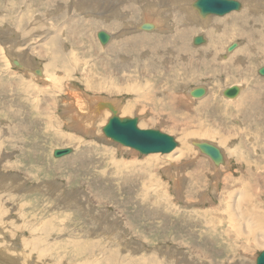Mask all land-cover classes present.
<instances>
[{"label": "rangeland", "instance_id": "obj_1", "mask_svg": "<svg viewBox=\"0 0 264 264\" xmlns=\"http://www.w3.org/2000/svg\"><path fill=\"white\" fill-rule=\"evenodd\" d=\"M42 1L0 0V253L3 254V256L0 254L1 264H177L178 262L179 264H255L258 254L264 250V244L257 243L247 233L242 234L245 232H240V225L238 227L232 225L235 216L230 210L229 204L231 200L232 204L234 203L236 196L239 200V188L242 189L246 186V179L254 180L256 177L260 185L257 182L253 191L246 189L243 198L244 205L239 211L243 215L254 216V220L260 222L261 219H264V194H262L263 188H261L264 180V168L257 169L254 164H247L246 161L236 164L231 155V151L236 148V153L246 154L248 161L251 157L250 154L252 160L255 159V161L264 156V130H261L260 126L264 122V76L258 73V70L264 66V52L260 49L264 46L261 45L262 43L257 37V32L260 33V38L262 35L264 36V0H240L243 3L241 10L224 16L210 15L205 20H200L199 12L195 9L192 10L190 19L185 17L187 21L191 22H187L190 25L189 34L179 36L177 34L179 26L176 25L173 27L174 33L172 31L169 35L174 37L173 39L180 46L184 41L186 50L181 59L186 66L174 74V71L162 70V64L152 63L153 71L150 75L144 74L143 66L140 68L135 65L136 67L131 66V69L123 71V69H115L109 63L107 65L100 63V61L104 62L109 59L116 60L115 53L108 52L106 54L104 49L113 44L125 29L123 23L118 27H115L113 23L109 26L106 25L107 27L102 26L100 19L108 18L106 8L109 5L120 6V2L124 5L123 1L98 0L101 2L99 7L94 9L95 13L91 9L90 3H84L85 9L79 11L77 7L73 6V0H69L70 4L67 3L69 5H67L65 13L67 16L59 17L58 20L46 18L45 14L49 13V8L42 5ZM150 1L154 3L153 0ZM105 3L108 5L106 6ZM143 3H146L145 0ZM10 9L16 11L12 13L21 11L28 13L29 17L27 15L22 21L23 25H20V21H16L17 14L11 15L7 12ZM86 9L91 10L94 16L92 13L87 14ZM178 11L176 10L170 17L173 19L175 14L181 16V11ZM38 14L45 17L42 18L43 22L39 25L38 23L32 25L33 19ZM121 14L123 16L124 13ZM232 16H236V19H227ZM217 18L223 20L224 24L225 22L232 24V28L235 25L236 30L249 27L252 35L250 36V31L248 36L239 35V37H233L232 30L220 33L223 24L217 22ZM74 19L80 20L75 21ZM111 19L113 21L122 20L121 17H111ZM128 19L132 27L128 34L140 35L137 38L140 44L144 43L141 33H158L163 39L162 30L166 27H158L160 30L157 28L152 31L139 28L138 26L144 19L141 13L134 18L129 16ZM174 20L169 21L171 25ZM72 24L76 27L75 29L72 28ZM31 28L35 34L30 31ZM71 29L73 31H70ZM99 30L112 33L114 39L107 44H102L97 36ZM209 30L210 33H208ZM2 32L7 33L4 35ZM197 34L204 35L207 40L206 44L210 40L217 42L218 47L214 48L219 50L218 55H215L216 61H221L220 59L227 52L228 45L238 42V46L231 53L239 51L237 63H242L244 68L238 70L239 65H236L234 69L227 63H223L227 66L225 67V65H219V62H212L207 69L198 65L199 62L196 61L205 59L204 53H201L200 50L204 51L201 47L206 44L195 45L193 43V38ZM5 36L8 37L5 38ZM57 37L64 41L62 47H67L66 49L71 52H69L68 58H65L66 61L68 60L67 63L63 61L55 67H48L50 60L55 57L54 47ZM167 38L166 36L164 41ZM258 43L261 44L258 45ZM136 44L131 43L130 47L124 46L125 49L130 50L128 53L130 61L137 64L144 62L148 64L152 62V58H156L151 49L143 50ZM161 48L162 53L167 50V52L173 53L172 45ZM122 50L115 49L118 54V62L122 61L119 53V51L121 54L125 52ZM155 51L158 54L157 48ZM246 51H255V55L250 58ZM40 52L42 53L40 54ZM125 55L127 56V54ZM12 57L16 58L18 63L15 61L12 63L10 60ZM174 57L176 58V55ZM245 57L246 59H244ZM79 58L82 59L79 60ZM7 59L10 61L9 63ZM20 59L23 64L19 62ZM70 59L71 62H69ZM97 60L99 61L97 62ZM191 60H195V62L191 63ZM95 63L96 68L92 69L91 65ZM63 66L66 68L68 66L67 69L72 73L68 70L65 72L66 69H62ZM105 66L107 67L104 68ZM103 68L108 71V74H104ZM154 71L159 72L162 78H166L165 82L161 81L162 83L146 86L144 84L147 83L146 80H154L153 74L156 75ZM48 72L56 76V81L51 79ZM109 75L113 79L125 75L126 78L129 77V81L133 85L139 87L142 84L141 91L146 88L149 93L153 94V97L155 93L172 90L173 81L179 82L178 91L181 92L183 100L181 112L177 111L174 115L175 120L167 119L162 124L154 123L144 126L141 122L143 114L127 113L123 115L118 112L123 117L132 115V117H138L141 128H157L169 134L171 131L172 133L174 131V134L178 133L179 137L172 134L176 139L179 138L177 140L178 147L173 152L142 154L134 148L106 137L102 128L108 118L112 116L111 110H108L109 116L106 122L102 123V126L96 125L97 130L94 131L96 134L91 133V136L87 133L88 131L78 129L80 126H76L70 110L65 112L64 109L71 106L72 101L74 102L72 95L74 97V95L79 96L82 93L80 97L82 96L85 100L92 95L98 97V94H103L105 97L118 96L115 99L125 102L133 96L132 92L118 91L119 86L124 84L125 77H123V82L113 84L109 80ZM170 79L171 84H168L167 81ZM242 80L244 81L242 82ZM108 83L119 86L113 87L110 91L106 89ZM98 84L101 85V88ZM231 84L242 87V91L235 98L223 95V90L232 86ZM199 86L206 87V94L202 97H191L189 93V96L187 88ZM34 87H39L40 90H35ZM127 87L130 88L131 85ZM96 92L98 93L96 94ZM244 92H249L246 98L248 105L244 106L243 104L240 117L235 115L236 110L233 109L236 108L235 105L239 102H237L239 97H244ZM33 94L34 96H32ZM85 95H88L89 98ZM254 96H256V107L255 110H252L250 107L254 105ZM207 98L210 99V102L208 100L205 102L204 99ZM107 101L114 103L111 99ZM64 102L67 106L64 105ZM103 102L104 105L100 104L101 106H105L107 103ZM227 103L232 108L229 111L231 114L228 115L224 114V106ZM168 111L174 114L173 110L169 109ZM188 111L190 112L188 113ZM105 112L107 113V110ZM167 113H162L161 116L167 118ZM192 114L193 116H190ZM248 114H253L251 122L246 117ZM240 120H242L241 124ZM227 129H231L230 131H234L235 134L231 133L233 135L231 141L224 144L223 147L220 137L228 132ZM208 130L213 133V140L202 135ZM185 132L186 134H184ZM67 135L73 137L72 140L69 138L67 141ZM192 140L209 141L218 145L222 148L228 162L232 163L228 167L215 169L213 161L202 154L192 144ZM185 144L187 152L182 156L180 148ZM229 145L231 146L229 147ZM64 147L73 148V151L62 157L53 155L55 148ZM184 149L186 148L183 147V151ZM113 150L116 151L117 160L123 159L125 162H129L124 164L123 173L115 170L114 163L116 162L113 161ZM185 157H188L189 160L195 159V161L180 166L179 164L185 162L182 161ZM165 160L166 164L162 162ZM132 162H136L137 167L134 169L133 165L135 164L132 165ZM196 163H199L202 169H206L208 177H203L202 188L191 196H184L187 186L191 182L190 176L185 173L187 170L191 171L190 169L196 168ZM172 164L179 166V169H175L181 170L184 183H176L173 177L171 179L170 176H167L168 173L163 171L164 168L174 166ZM245 167L247 171L243 172ZM221 168L226 171L225 176L233 172L232 175L226 179L224 176L221 177ZM238 170L240 173L237 172ZM249 171H253L254 174L250 176ZM146 177H149V180ZM218 178L219 181H217ZM179 186L180 188H178ZM156 190L158 193L161 192L166 197H170L169 203L164 202V205H161L163 211L158 210L159 205L153 197ZM255 190L257 191L255 192ZM258 229H261L256 231L258 233L264 231V221ZM81 247L83 250L87 249L86 252H80Z\"/></svg>", "mask_w": 264, "mask_h": 264}, {"label": "bare ground", "instance_id": "obj_2", "mask_svg": "<svg viewBox=\"0 0 264 264\" xmlns=\"http://www.w3.org/2000/svg\"><path fill=\"white\" fill-rule=\"evenodd\" d=\"M104 1V0H103ZM106 1V0H105ZM116 2H117V0H115ZM121 1H123V3H124V5H122V3L120 2V4L122 5V9H121V5L119 6V5H116V4H114L115 5V7H114V5H109L106 9H107V11H108V14H107V17L109 18V20H108V18L107 19H100V22H101V24H102V26L104 25V26H109V25H111V23H113V24H115L114 26L115 27H118V26H120L122 23H123V26H124V30H123V33L121 34V35H119L117 38H116V40L113 42V44H111L110 46H108L107 48H105L104 50H105V52H106V54H108V52H112L113 54L115 53L116 54V60L115 61H113V60H108V61H104V62H101L100 61V63L102 64V65H107L108 63L112 66V67H114L115 69H119V70H121V69H123V71H124V69H131V66H137V67H144L143 68V72H144V74H148V75H150L151 74V71H153V67H152V63H160V64H162V66H161V69L163 70H166L167 72H170V71H174L175 73L174 74H176V72L178 71V70H180V69H182V68H184L185 66H186V64L182 61V56H183V53H184V51L186 50V48H185V43H184V41H182L183 42V44H181V46L177 43V41H175L172 37H170L169 35L171 34V32L173 31V27H175L176 25H178L179 26V30H178V32H177V34L179 35V36H184V35H186V34H189V32H188V30H189V28H190V25L188 24V23H191L189 20L187 21V19L185 18V17H187L188 19H190V17H191V13H192V10H194L195 8L193 7V2L195 1V0H153L154 1V3H152V1H150V0H145V2L146 3H143V0H121ZM86 2H88V3H90L91 4V9L92 10H94V9H97L98 7H99V3L101 2V1H98V0H73V6L74 7H77L78 9H79V11L80 10H84L85 9V7H84V3H86ZM151 3V4H149V3ZM42 5H46L49 9V13L47 12V14H45V16H47L46 18H54L55 20H58V18L59 17H63L64 15H65V13H66V7H68L67 5H69L70 3H69V0H43L42 2ZM67 3H69V4H67ZM109 3H110V1H109ZM243 4V3H242ZM257 4V3H256ZM12 6H13V4H11ZM33 5V4H32ZM105 5H106V3H105ZM108 5V4H107ZM106 5V6H107ZM255 5V4H254ZM258 5V4H257ZM10 6V5H9ZM79 6H80V8H79ZM113 6V7H112ZM259 6V5H258ZM139 7V8H138ZM253 8H255V7H253ZM259 8V7H258ZM261 8V7H260ZM138 9H139V12H138ZM87 10V9H86ZM176 10H179V11H181V16H179V15H176L175 14V16H173L174 18L172 19L171 17H170V15L171 14H173V13H175L176 12ZM197 12H198V10L197 9H195ZM74 11V10H73ZM76 11V10H75ZM88 11V13L87 14H89V13H92V15L94 14L91 10H87ZM127 11H129L128 13H127ZM178 11V12H179ZM8 13H11V15L12 14H14V15H16L17 14V19H16V21H20V25H23L22 24V21H24V19H25V17L28 15V13H24L23 11H21V12H18V13H12V12H16L14 9H10L9 11H7ZM32 12V11H31ZM34 12V11H33ZM42 12V11H41ZM94 12L96 13V11L94 10ZM111 12V13H110ZM121 13H124L123 14V16H122V14ZM141 13L142 15H143V17H144V19L142 20V23L140 24V26H138L139 28H141L142 27V25H143V23H145V22H149V23H152V24H154V28H153V30H156L158 27H166L164 30H162V33L164 34V37H163V39H161V36L160 35H158V33H152V34H149V33H141L142 34V39L144 40V43L143 44H140L139 43V40H137V38L140 36V35H136V34H128L129 33V30L130 29H132V27H131V24H130V22L128 21L129 19H128V17L130 16V18L132 17V18H134V17H136V15L138 16L139 14ZM32 14V13H31ZM42 14V13H41ZM41 14H38L34 19H33V21H32V25H34V24H36L37 25V23H38V25L41 23V22H43L42 21V18H45V17H43ZM85 14V13H84ZM70 15V14H69ZM98 15V14H97ZM96 15V16H97ZM198 15L201 17V19L200 20H205L206 18H204V17H202L199 13H198ZM65 16H67V15H65ZM94 16V15H93ZM102 16V15H101ZM141 16V15H140ZM193 16H194V12H193ZM11 17H13V16H11ZM27 17H29V15L27 16ZM75 17V16H74ZM82 17V16H81ZM111 17H113V18H116V17H118V18H120L121 17V19L122 20H115V21H113L112 19L110 20V18ZM150 17H152L153 18V20H150V19H152V18H150ZM212 17V16H211ZM64 18V17H63ZM65 18H67L68 19V17H65ZM89 18V17H88ZM106 18V17H105ZM145 18H147V19H145ZM167 18H169V20H167ZM222 18V17H221ZM172 19V20H171ZM175 19V20H174ZM228 20H235L236 19V16H232V17H230V18H227ZM44 20V19H43ZM54 20V21H55ZM66 20V19H65ZM75 21H78V20H80V19H78V20H76V19H74ZM131 20V19H130ZM174 20V22H173V24L171 25V23L169 22V21H173ZM200 20H197V21H200ZM18 21V22H19ZM72 21V20H71ZM223 20H221L220 18L218 19L217 18V22H219L220 24H223L222 26H221V31H220V33H222V31L224 32V31H226V30H232V34H234V36L233 37H236V36H238L239 37V35H245V36H248V33H249V31H250V36L252 35L251 34V29L249 28V27H246V28H244V29H240V30H236L237 28L235 27V25H234V27L232 28V24H227L226 22H225V24H224V21H223V23H221ZM45 22V21H44ZM95 22V21H94ZM188 22V23H187ZM30 23V22H29ZM47 23V22H46ZM73 23V22H72ZM80 23V22H79ZM95 23H97V22H95ZM161 24L160 26H159V24ZM134 24V23H133ZM132 24V25H133ZM48 25V24H47ZM54 26V25H53ZM60 26V25H59ZM58 26V27H59ZM106 26V27H107ZM2 27V26H1ZM4 27V26H3ZM35 27V26H34ZM37 27V26H36ZM45 27V26H44ZM46 27H48V26H46ZM50 27V26H49ZM48 27V28H49ZM65 27V26H64ZM12 28V27H11ZM72 28H76L75 26H73V24H72ZM110 28V27H109ZM113 29H115L114 27H112ZM111 28V29H112ZM35 29V28H34ZM55 29V28H54ZM56 29H57V27H56ZM96 29V28H95ZM98 29V28H97ZM218 29V28H217ZM15 30V29H14ZM21 30V29H20ZM23 30V29H22ZM49 30V29H48ZM63 30V29H62ZM116 30V29H115ZM157 30H160L159 28L157 29ZM219 30V29H218ZM17 31V30H16ZM30 31H32V33L33 34H35V32H33V29L31 28L30 29ZM70 31H73L72 29L70 30ZM100 31V30H99ZM135 31V30H134ZM152 31V30H151ZM166 32V33H165ZM211 31L209 30L208 31V33H210ZM2 33H4V32H2ZM5 33H7V32H5ZM5 33H4V35H5ZM19 33V32H18ZM22 33V32H21ZM51 33V32H50ZM54 33H56V32H54ZM109 34H110V32H108ZM137 33V32H136ZM172 33H174V31L172 32ZM219 33V32H218ZM57 34V33H56ZM2 35V34H1ZM7 35V34H6ZM8 35H9V32H8ZM11 35V34H10ZM13 35V34H12ZM20 35V34H19ZM64 35V34H63ZM178 35H176V37L178 36ZM198 35V34H197ZM51 36V35H50ZM49 36V37H50ZM60 36V35H59ZM62 36V35H61ZM66 36V35H65ZM159 36V37H158ZM166 36L168 37L165 41H164V39L166 38ZM178 36V37H179ZM8 36H5V38H7ZM21 37V36H20ZM64 37V36H63ZM257 37H258V39L260 40V42L262 43H258V45L259 44H261V45H263L264 46V36L262 35L261 37L262 38H260V33H258L257 32ZM3 38V37H2ZM4 38V39H5ZM51 38V37H50ZM180 38V37H179ZM66 39H68V38H66ZM112 39H114V36L112 35V33H111V38H110V41L112 40ZM159 39H161V40H159ZM47 40V39H46ZM193 40H194V38H193ZM163 41V42H162ZM64 41L62 40V39H59V37H57V38H55V47H54V53H55V57H53V59H51L50 60V62H49V66L48 67H50V66H56L57 64H59L60 62H62L63 63V61H65L66 63L68 62V60L66 61V57L68 58V56H69V52H71V51H68L65 47V49L62 47L63 45H62V43H63ZM206 42H207V40H206ZM206 42L205 43H202V44H206ZM131 43H133V44H135V43H137L136 44V46H139L140 48H142L143 50H146V49H151L154 53H155V59L154 58H152V62H149L148 64L146 63V62H144L143 64H137V63H135V62H132V61H130V59H129V54L128 53H130V50L129 49H125L124 48V46H128V47H130V44ZM151 43V44H150ZM180 43V42H179ZM194 43V42H193ZM238 43V42H237ZM3 44H5V43H3ZM11 44V43H10ZM83 44V43H82ZM150 44V45H149ZM232 44V43H231ZM230 44V45H231ZM2 45V44H1ZM6 45H7V43H6ZM81 45V44H80ZM166 45H172L173 46V53L171 52V53H169V52H167V51H163L164 53H162L161 51H160V48L162 47V46H166ZM230 45H228V46H230ZM257 45V46H258ZM13 46V45H12ZM49 46V45H48ZM202 46V45H201ZM228 46H227V49H226V51L227 52H225V55L222 57V59H220L221 61H216V57H215V55H218L217 53H218V49H214L215 47H218V45H217V42H215V41H212V40H210L209 41V43H207L206 44V46L204 45V46H202L201 48L202 49H204V51L203 50H200V51H202L201 53H204V55H205V59H203V60H199V61H196L197 63H198V65H200V66H203L205 69H207L209 66H210V64L212 63V62H219V65H222V66H224L225 64H223V63H227L229 66H231V68H236V65H239L238 66V70H242V68H244V66H243V64L242 63H237V58H238V53H239V51H234V52H230L229 53V51H228ZM3 47V46H2ZM4 47H5V45H4ZM63 48V49H62ZM94 48H95V46H94ZM157 48V51H158V54L156 53V51H155V49ZM115 49H117V51H118V49L121 51L122 49L125 51V52H123V54H121V52L119 51V53H120V55H121V57H122V61H120V62H118V54H117V51H115ZM137 49H138V47H137ZM161 49H163V48H161ZM240 49V48H239ZM238 49V50H239ZM263 52H264V47H261L260 48ZM122 50V51H123ZM225 50V49H224ZM39 51H41V50H39ZM96 51H98V50H96ZM196 51V50H195ZM194 51V52H195ZM199 51V52H200ZM247 52V55L250 57V58H252L254 55H255V51H246ZM3 53H5V52H3ZM7 53H8V51H7ZM6 53V55H8ZM42 52H40V54H41ZM51 54V53H50ZM125 54H127V56L125 55ZM200 54V53H199ZM198 54V55H199ZM174 55H176V58L174 57ZM200 55H202V54H200ZM204 55H202V56H204ZM4 56V55H3ZM19 56V55H18ZM45 57H46V54L44 55ZM30 57V56H29ZM199 57V56H198ZM218 57V56H217ZM7 58V57H6ZM28 58V57H27ZM26 58V59H27ZM35 58V57H34ZM74 58V57H73ZM72 58V59H73ZM19 59V58H18ZM23 59V58H22ZM36 59V58H35ZM34 59V60H35ZM80 59H82V58H79V60ZM112 59V58H111ZM113 59H114V57H113ZM218 59V58H217ZM244 59H246V57L244 58ZM6 60V59H5ZM8 60V59H7ZM10 60L12 61V63H14V61L16 62V58L14 59L13 57L12 58H10ZM31 60H32V58H31ZM30 60V61H31ZM100 60V59H99ZM99 60H97V62L99 61ZM248 60V59H247ZM40 61V60H39ZM48 61H49V59H48ZM193 61L195 62V60H191V63H193ZM10 61L8 60V63H9ZM19 62H21L22 63V60L20 59V61ZM25 62V61H24ZM29 62V61H28ZM69 62H71V59H70V61ZM75 62H76V60H75ZM74 62V63H75ZM96 62V63H97ZM35 63V62H34ZM38 63V62H37ZM62 63H61V66H62ZM96 63L95 64H93V65H91L92 67V69H95L96 68ZM23 64V63H22ZM29 64V63H28ZM39 64V63H38ZM91 64V63H90ZM218 65V66H219ZM30 66V65H29ZM135 66V67H136ZM32 67V66H31ZM31 67H30V69H31ZM35 67H38V66H36L35 65ZM41 67V66H40ZM47 67V66H46ZM73 67H75L74 65H73ZM107 66H105L104 68H106ZM225 67H227L226 65H225ZM21 68H23V67H21ZM67 68H68V66H67ZM65 66H63L62 67V69H66L65 70V72L68 70V71H70L69 69H67ZM90 68V67H89ZM103 68V69H104ZM39 69V68H38ZM216 69V68H215ZM29 70V69H28ZM133 70V69H132ZM210 70V69H209ZM52 71V70H51ZM131 71V70H130ZM197 71V70H196ZM45 72V71H44ZM71 73H72V71H70ZM131 72H133V71H131ZM136 72V71H135ZM154 72H156V75H154L153 74V81H150L149 79L148 80H146V82L147 83H144L146 86H150L149 84H156V83H162L161 81H163V82H165V80H166V78H162L161 76L162 75H160L159 74V72H157V71H154ZM29 73V72H28ZM42 73V72H41ZM82 73V72H81ZM117 73H120V72H117ZM129 73V72H128ZM141 73H142V69H141ZM196 73V72H195ZM194 73V74H195ZM198 73V72H197ZM199 73H201V72H199ZM206 73V72H205ZM44 74V73H43ZM45 74H46V72H45ZM47 74H49V76L51 77V79L52 80H54V81H56L55 80V77L56 76H54V75H51L49 72L47 73ZM104 74L106 75V74H108V71L106 70V69H104ZM135 74V73H134ZM139 74V73H138ZM26 75V74H25ZM31 75V74H30ZM84 75V74H83ZM117 75H119V74H117ZM148 75H146V76H148ZM192 75V74H191ZM197 75V74H196ZM10 76V75H9ZM39 76V75H38ZM45 76V75H44ZM48 76V78H50ZM129 76V75H128ZM141 76V75H140ZM145 76V75H144ZM60 77V76H59ZM91 77V76H90ZM89 77V78H90ZM123 77H125V75L124 76H119V78L118 79H113L110 75H109V80L113 83V84H118L119 82L121 83V82H123ZM127 77V76H126ZM125 77V81H124V84L122 85V86H119V85H113V84H111V83H108L107 84V86H106V89L107 90H112V88L114 87H118L119 86V88H118V91L119 92H122V91H125V92H132V94H133V96L131 97V98H129L126 102L125 101H123V100H119V99H115V98H117L115 95H111V96H115V97H108V96H103V94L102 95H100V94H98L99 96L97 97V96H94V95H92L90 98H89V96L88 95H85V96H88V98L89 99H83L82 98V96L80 97V95L82 94H80L79 96L77 95V96H75L74 95V97H73V95H72V99L74 100V102L72 101V103L70 104L71 106H68V107H63L64 109H65V112H67L68 110H70V112H71V116L72 117H74V119H75V123H76V126H80V127H78V129H84V131H88L87 133L88 134H90L91 135V133H93V135H94V133L96 132V130H97V127H96V125H103L102 123H104V122H106V120H107V118H108V116H109V111L108 110H110L109 109V107L105 104V106H101L100 104H103L104 102L103 101H106L107 103H109L110 101H107V100H112V101H114V103H111V104H113V105H115V108L118 110V112L120 113V114H127V113H140V114H143V120L141 121L142 122V125H144V126H147V125H153L154 123H164V122H166V120L167 119H174V115H175V113L177 112V111H180V109H182V94H181V92L180 91H178V89H179V87H180V85H179V82L178 81H173L172 83V87L175 89V91H174V89L172 88V90H169V92L168 91H166V92H158V94L157 93H155V96L153 97V94H151V93H149V91L148 90H146V88H145V90H143V91H141L142 90V88H143V85L142 84H140V86L139 87H137V86H135V85H133L132 83H130V79H129V77L128 78H126ZM177 77V76H176ZM195 77V76H194ZM36 78V77H35ZM97 78V77H96ZM95 78V79H96ZM102 78V77H101ZM100 78V79H101ZM104 78V77H103ZM115 78V77H114ZM202 78V77H201ZM42 79V78H41ZM44 79V78H43ZM141 79V78H140ZM163 79V80H162ZM178 79V78H177ZM37 80V79H36ZM46 80V79H45ZM62 80V79H61ZM119 80V81H118ZM136 80H137V78H136ZM244 80H242V82H243ZM86 82V81H85ZM88 82V81H87ZM50 83V82H49ZM101 83V82H100ZM138 83V82H137ZM142 83V82H141ZM167 83L168 84H171V79L170 80H168L167 81ZM198 83V82H197ZM202 84V83H201ZM232 84H233V82H232ZM231 84V85H232ZM236 84V83H235ZM246 84V83H245ZM88 85V84H87ZM99 85V84H98ZM128 85H131V87L130 88H128L127 86ZM158 85V84H157ZM56 86V85H55ZM61 86V85H60ZM89 86H91V85H89ZM101 85H99V87H100ZM104 86V85H103ZM205 86V85H204ZM238 86H240V85H238ZM73 87V86H72ZM92 87V86H91ZM96 87V86H95ZM211 87V86H210ZM241 87V86H240ZM30 88V87H29ZM93 88V87H92ZM101 88V87H100ZM99 88V89H100ZM164 88V87H163ZM167 88V87H166ZM34 89L35 90H40L39 89V87L38 88H35L34 87ZM33 89V90H34ZM158 89V88H157ZM194 89V87L193 88H191V89H188L187 88V93L189 94H191V91ZM115 90H117V89H115ZM207 90V89H206ZM94 91V90H93ZM117 91V92H118ZM160 91V90H159ZM165 91V90H164ZM22 92V91H21ZM50 92V91H49ZM61 93V92H60ZM98 92H96V94H97ZM183 93V92H182ZM245 94L243 95L244 97H239V99L237 100V104L235 105L236 106V108H234L233 110L235 111L236 110V114L235 115H238V116H240L241 117V112H242V107H243V104H244V106L245 105H248V102H246V98H247V95H248V93L249 92H244ZM69 94V93H68ZM86 94V93H85ZM92 94H94V93H92ZM124 94V93H123ZM190 94H189V96H190ZM36 95H37V93H36ZM84 95V94H83ZM125 95V94H124ZM212 95V94H211ZM210 95V96H211ZM32 96H34V94L32 95ZM47 96V95H46ZM84 96V98H86ZM42 97V96H41ZM94 97V98H93ZM188 97V96H187ZM191 97H193L192 96V94H191ZM24 98V97H23ZM70 99V98H69ZM113 99H115V100H113ZM186 99V98H185ZM256 96H254V105L253 106H251L250 108L252 109V110H255V107H256ZM33 100V99H32ZM35 100H37V99H35ZM205 100V102L208 100V102H210V99H204ZM41 101V100H40ZM35 102V101H34ZM37 102V101H36ZM50 102V101H49ZM67 102V101H66ZM184 102V101H183ZM41 103V102H40ZM51 103V102H50ZM201 103H204V102H201ZM231 103V102H230ZM56 104V103H55ZM33 105V104H32ZM47 105V104H46ZM64 105H65V102H64ZM104 105V104H103ZM185 105V104H184ZM183 105V106H184ZM221 105H222V103H221ZM35 106V105H34ZM34 106H33V108H34ZM40 106V105H39ZM39 106H37V107H39ZM50 106V105H49ZM55 106V105H54ZM65 106H67V104L65 105ZM195 106V105H194ZM235 106H233V107H235ZM260 106V105H259ZM55 107H57V106H55ZM202 107V106H201ZM36 108V107H35ZM52 108H54L53 106H52ZM68 108H70V109H68ZM191 108V107H190ZM204 108V107H203ZM263 108H264V106H263ZM104 109H106L107 110V113L105 112L106 110H104ZM169 109H171V110H173L174 111V114L172 113V112H169L168 110ZM230 109H232L231 108V105L229 104V103H227L225 106H224V114H226V115H228V114H231L229 111H230ZM49 110V109H48ZM47 110V111H48ZM51 110V109H50ZM56 110V109H55ZM54 110V111H55ZM188 110V109H187ZM190 110V109H189ZM257 110V109H256ZM191 111V110H190ZM190 111H188V113L190 112ZM259 111V110H258ZM28 112V111H27ZM51 112V111H50ZM166 112H168L167 114H168V116H167V118L166 117H164V116H161V114L162 113H166ZM181 112V111H180ZM221 112V111H220ZM260 112H263V111H260ZM118 113V114H119ZM192 113V112H191ZM222 113V112H221ZM258 113V112H257ZM105 114V115H104ZM261 114V113H260ZM69 115H70V113H69ZM123 115H121V116H123ZM129 115V114H128ZM178 115V114H177ZM176 115V116H177ZM189 115V114H188ZM255 115H257V114H255ZM259 115V114H258ZM257 115V116H258ZM133 116V115H132ZM131 116V117H132ZM136 116V115H135ZM190 116H193V114L192 115H190ZM189 116V117H190ZM252 116H253V114H248V115H246V117H247V119L248 120H250V122H251V120H252ZM264 116V115H263ZM223 117H225V116H223ZM234 117V116H233ZM251 117V118H250ZM110 118V117H109ZM108 118V119H109ZM238 119V118H237ZM175 120V119H174ZM188 120V119H187ZM98 122H100V123H98ZM175 122H177V121H175ZM236 122V121H235ZM215 123V122H214ZM242 123V120H240V124ZM239 124V123H238ZM263 124V125H262ZM165 125V124H164ZM169 125V124H168ZM179 125H180V123H179ZM178 125V126H179ZM182 125H183V123H182ZM20 126V125H19ZM177 126V127H178ZM260 126H261V130H264V122L263 123H261L260 124ZM10 127V126H9ZM21 127V126H20ZM19 127V128H20ZM84 127V128H83ZM180 127V126H179ZM183 127V126H182ZM14 128V127H13ZM99 128V127H98ZM223 128V127H222ZM18 129V128H17ZM168 129V128H167ZM238 129V126L236 127V130ZM21 130V129H20ZM174 130V129H173ZM178 130V129H177ZM176 130V131H177ZM225 131H226V129H224ZM231 129H227V133L225 132V131H223V132H225V133H222V134H225L224 136H222V137H220L221 139H220V142L221 143H223V147H224V144H226V143H228L229 141H231L230 139H231V137H233V135L232 134H235V132L234 131H230ZM234 130V129H233ZM235 130V131H236ZM17 131V130H16ZM95 131V132H94ZM193 131H194V129H193ZM180 132V131H179ZM216 132V131H215ZM233 132V133H232ZM99 133V132H98ZM188 133V132H187ZM232 133V134H231ZM96 134V133H95ZM171 135L172 134H174V131H173V133H172V131H171V133H170ZM178 134V133H177ZM176 133L174 134V135H177ZM184 134H186V132L184 133ZM72 135V134H71ZM180 135V134H179ZM202 135H204V137H208V138H212V136H213V133H211V130H208V132H205V133H203ZM217 135V134H216ZM68 136V135H67ZM66 136V140L67 141H69V138H71V140H72V138L73 137H70V136H68L67 137ZM92 136V135H91ZM98 136V135H97ZM178 136V135H177ZM176 136V137H177ZM193 136V135H192ZM218 136H220V135H218ZM101 137V136H100ZM103 137V136H102ZM179 137V136H178ZM186 137V136H185ZM191 138V137H190ZM75 139V138H74ZM76 139H78V138H76ZM94 139H96V138H94ZM179 139V138H178ZM177 139V140H178ZM193 139V138H192ZM93 140V139H92ZM100 140H104V139H100ZM212 140H213V138H212ZM108 141V140H107ZM198 141H200V140H192L191 142H192V144L193 145H195V143L196 142H198ZM73 142V141H72ZM74 142H76V141H74ZM88 142V141H87ZM207 142H209V141H207ZM213 142V141H212ZM97 143V142H96ZM95 143V144H96ZM183 143V142H182ZM66 144V143H65ZM120 145V144H119ZM187 145L185 144L183 147H185L186 149H184V151H183V147L182 148H180V151L182 150V152H181V154H182V156L183 155H185V153L187 152V147H186ZM196 146V145H195ZM218 146V145H217ZM231 145H229V147H230ZM103 147V146H102ZM197 147V146H196ZM94 148V147H93ZM108 148V147H107ZM110 148V147H109ZM189 148V147H188ZM235 148V147H234ZM15 149V148H14ZM54 149V148H53ZM97 149V148H96ZM114 149V148H113ZM117 149V148H116ZM118 149H119V147H118ZM222 149V148H221ZM111 150H112V148H111ZM245 150V149H244ZM118 151V150H117ZM121 151H122V149H121ZM130 151V150H129ZM174 151V150H173ZM172 151V152H173ZM223 151V150H222ZM80 152V151H79ZM107 152V151H106ZM116 151H112V153H113V161H115L116 163H114V165H115V167H116V171H119V172H122L123 173V171H122V169H123V167H124V164H128L129 162H125L123 159L122 160H117V158L118 157H116V153H115ZM123 152V151H122ZM201 152V151H200ZM246 152V151H245ZM202 153V152H201ZM224 153V152H223ZM231 155L234 157V160L235 161H237V162H239L240 163V161H246V163L248 164V163H252V164H254L255 165V167L257 168V169H260V168H264V156H262V157H260V158H256L258 161H255V159L254 160H252V155L250 154V160L248 161L247 160V158H246V154H244V155H242L240 152H238V153H236V148L235 149H233L232 151H231ZM247 153V152H246ZM120 154V153H119ZM169 154V153H168ZM203 154V153H202ZM71 155V154H70ZM155 155H157V154H155ZM190 155V154H189ZM13 156V155H12ZM118 156V155H117ZM149 156H151V155H149ZM180 156V155H179ZM195 156V155H194ZM111 157H112V154H111ZM158 157V156H157ZM181 157V156H180ZM69 158V157H68ZM182 158V157H181ZM132 159V158H131ZM158 159V158H157ZM9 160V159H8ZM12 160V159H11ZM148 160V159H147ZM152 160V159H151ZM153 160H154V158H153ZM169 160V159H168ZM171 160V159H170ZM176 160V159H175ZM145 161V160H144ZM182 161H185V162H182L181 164H179L180 166L181 165H188V164H191L193 161H195V159H191V160H189L188 159V157H185L184 158V160H182ZM140 162V161H139ZM162 162H166V160L165 161H162ZM136 162H132V165L133 164H135ZM149 163V162H148ZM152 163V162H151ZM175 163H176V161H175ZM230 163H232L231 161H230ZM230 163L228 162V160H227V158L225 157V154H224V160L221 162V163H218V164H216V163H214L213 162V164H214V166L216 167L215 169H220V167H228V165H230ZM166 164V163H165ZM145 165V164H144ZM143 165V166H144ZM172 165H174V164H172ZM210 165V164H209ZM243 165V164H242ZM253 165V166H254ZM147 166V165H146ZM163 166V165H162ZM171 166V165H170ZM208 166V165H207ZM137 166H136V164L135 165H133V169L134 168H136ZM140 167V166H139ZM164 167V166H163ZM166 167V166H165ZM160 168V167H159ZM175 168H178L179 169V166H171V167H169V168H164L163 169V171H165L166 173H168L167 174V176H170V178L171 177H173L174 178V181L176 182V183H184V177H183V175H182V172H181V170H177V169H175ZM139 169V168H138ZM148 169V168H147ZM162 169V168H161ZM222 169V168H221ZM183 170H186V169H183ZM191 171H188L187 170V172L185 173V175L187 174L188 176H190V178H191V182H190V184L187 186V189H186V192H185V194L186 195H184V196H191L192 194H194V192L195 191H197V190H199L200 188H202V184H203V182H204V178L203 177H208L207 176V174H206V169H202V167H201V165L199 164V163H196V168H194V169H190ZM155 171V170H154ZM178 171V172H177ZM243 171V170H242ZM247 171V168L245 167V169H244V171L243 172H246ZM143 172V171H142ZM145 172V171H144ZM212 172V171H211ZM237 172H239V170L237 171ZM263 172V171H262ZM221 177H223L224 176V178L226 179V178H228V177H230L231 175H232V173H230L228 176H225V174H226V171H224L223 169L221 170ZM240 173V172H239ZM242 173V172H241ZM136 174V173H135ZM140 174H141V172H140ZM177 174V175H176ZM228 174V173H227ZM249 174L250 175H252V174H254L253 173V171H249ZM239 175V174H238ZM264 175V174H263ZM25 176V175H24ZM148 176V175H147ZM217 176V175H216ZM215 176V177H216ZM145 177V176H144ZM151 177H152V175H151ZM147 179L149 178V177H146ZM172 179V178H171ZM263 179H264V176H263ZM143 180H144V178H143ZM149 180V179H148ZM187 180V179H186ZM220 179L218 178V180L217 181H219ZM209 181V180H208ZM216 181V182H217ZM149 183H150V181H148ZM143 183V182H142ZM148 183V184H149ZM157 183V182H156ZM188 183V182H187ZM206 183V182H205ZM250 180L249 179H246V186H244V187H242V189H240L239 188V192H240V196H239V200H237V196L234 198V203L232 204V200H231V202H230V204H229V208H230V210H232V213L234 214V219L232 220V225L234 226H236V227H238V225H240L241 226V230H240V232L242 233V231H244L245 233H242V234H248V235H251V237L254 239V241H256L257 243H259V244H264V231H262V232H260V233H258V232H256L257 230H261V229H258L260 226H261V224L263 223V221H264V219H261V222L260 221H258V220H254V216H252V215H248V214H245V215H243L242 213H240V209H242V207H243V205H244V196H245V194H246V189H248V190H252V186H250ZM263 183H264V180H263ZM144 184V183H143ZM148 184H146V185H148ZM214 185V184H213ZM151 186V185H150ZM152 187V186H151ZM176 188V187H175ZM174 188V189H175ZM178 188H180V186L178 187ZM185 188H186V186H185ZM32 190V189H31ZM147 190V189H146ZM178 190V189H177ZM33 191V190H32ZM179 191V190H178ZM253 191V190H252ZM257 190H255V192H256ZM263 191H264V188L262 189V194H264L263 193ZM149 192V191H148ZM150 192H151V190H150ZM177 192V191H176ZM202 192V191H201ZM146 193H147V191H146ZM181 193V192H180ZM184 193V192H183ZM177 194H179L178 192H177ZM253 194H254V192H253ZM168 195V194H167ZM148 196H149V193H148ZM179 196V195H178ZM153 197L156 199L155 200V202L159 205V211H163L162 209H161V205H164V202H168L169 203V201H170V197H166L163 193H161V192H159L158 193V191L156 190L155 192H154V195H153ZM152 197V198H153ZM138 199V198H137ZM257 199V198H256ZM256 207V206H255ZM258 207V206H257ZM255 210V209H254ZM143 211V210H142ZM262 214V213H261ZM260 214V215H261ZM264 217V216H263ZM26 225V224H25ZM30 226V225H29ZM40 226V225H39ZM43 226V225H42ZM232 226V227H233ZM40 228H41V226H40ZM39 228V229H40ZM34 229V228H33ZM37 230H38V228H37ZM34 231V230H33ZM40 232V231H39ZM43 232V231H42ZM23 239V238H22ZM80 246V245H79ZM184 246H186V245H184ZM198 247V246H197ZM194 248V247H193ZM154 249V246H153V248H152V250ZM169 249V248H168ZM13 250V249H12ZM86 250L87 249H84L83 250V247H81L80 248V252H82V253H84V252H86ZM88 251H89V249H88ZM192 251V250H191ZM2 252V251H1ZM112 252V251H111ZM180 252V251H179ZM113 253V252H112ZM1 254V253H0ZM196 254V253H195ZM1 256H3V254H1ZM194 263V262H193ZM0 264H1V262H0ZM7 264V263H6ZM177 264H179V262L177 263Z\"/></svg>", "mask_w": 264, "mask_h": 264}, {"label": "water", "instance_id": "obj_3", "mask_svg": "<svg viewBox=\"0 0 264 264\" xmlns=\"http://www.w3.org/2000/svg\"><path fill=\"white\" fill-rule=\"evenodd\" d=\"M192 5L204 18L210 15L224 16L233 11L241 10L242 8V2L240 0H195ZM141 28L147 31L153 30L154 24L145 22ZM97 36L102 44H107L111 38V34L105 30L98 31ZM193 42L195 45H200L206 42V38L204 35L200 34L194 37ZM237 46L238 43L233 42L228 46V51H233ZM15 63L18 62L16 61ZM37 73H39V71H37ZM258 73L264 76V66L258 70ZM241 91L242 87L232 85L223 90V95L228 98H235ZM206 92V87L199 86L194 88L191 94L194 97H202ZM105 104L112 112V116H110L107 123L102 128L106 137L122 145L134 148L142 154H168L178 147V141L173 135L157 128H141L139 126L138 117L120 116L115 105L110 103ZM195 145L214 163L218 164L224 160V153L219 146L207 141H198ZM72 151L73 148L70 147L55 148L53 155L55 157H62ZM255 264H264V250L258 254Z\"/></svg>", "mask_w": 264, "mask_h": 264}, {"label": "crops", "instance_id": "obj_4", "mask_svg": "<svg viewBox=\"0 0 264 264\" xmlns=\"http://www.w3.org/2000/svg\"><path fill=\"white\" fill-rule=\"evenodd\" d=\"M233 161L236 162V164H241V163H239V162H237L235 160H233ZM252 175H250V176H252ZM249 180L251 182L250 183V186H252V190H254V188L256 187V183L258 182V180L256 179V177H254V180L253 179H250V178H249ZM251 180H253V181H251ZM258 184L260 185V182H258ZM261 188H264V183L261 185Z\"/></svg>", "mask_w": 264, "mask_h": 264}]
</instances>
